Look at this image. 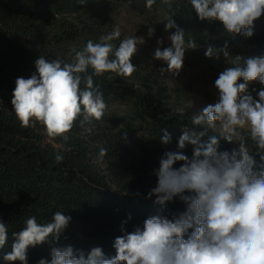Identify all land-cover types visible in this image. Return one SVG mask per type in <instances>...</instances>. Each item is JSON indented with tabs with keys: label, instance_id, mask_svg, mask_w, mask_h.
Returning a JSON list of instances; mask_svg holds the SVG:
<instances>
[{
	"label": "trees",
	"instance_id": "1",
	"mask_svg": "<svg viewBox=\"0 0 264 264\" xmlns=\"http://www.w3.org/2000/svg\"><path fill=\"white\" fill-rule=\"evenodd\" d=\"M172 11L176 24L185 31V40L197 45L185 51L178 76L161 74L159 70L167 65L153 57V48L171 46L168 36L175 31H164L170 10L163 0H156L151 9L145 7V0H89L83 6L78 0H0V218L9 228L0 248V264H10L3 257L15 242L12 233L21 231L28 217L47 223L56 211L72 217L69 227L58 242L30 246L28 264L50 260L51 247L68 245L85 251L102 246L114 255L112 243L122 234L121 221L130 214L132 219L125 227L132 231L160 208L153 204L155 197H144L157 184L154 170L160 158L165 151L177 150L183 127L193 115L184 103L183 85L188 83L182 84L180 76L204 65L213 66L217 79L231 66L222 54L219 60L206 58L209 45L221 48L227 42L230 58L264 55V16L255 22L253 37L233 39L219 22L200 21L190 0H173ZM116 25L121 29L120 39L137 36L145 43L132 58L137 70L131 77L105 73L94 78L108 107L92 133L82 134L79 120L67 134V142L48 137L39 124L22 127L11 104L16 79L34 74L41 55L71 62L73 48L82 49L89 39L99 42ZM149 27L155 28L152 37ZM161 38L163 44L158 45ZM113 43L118 46L119 40ZM262 88L252 82L248 90L258 99ZM177 109H183V115ZM165 129L173 138L168 145L159 139ZM125 132L127 140L123 139ZM209 134L219 135L212 130ZM247 144L254 154L250 139ZM100 147L107 149L103 160L98 159ZM234 147L235 143L220 141L221 151ZM183 151L191 156V145ZM57 153L63 156L60 163L55 161ZM185 210V203L177 197L166 205L164 214L171 218Z\"/></svg>",
	"mask_w": 264,
	"mask_h": 264
},
{
	"label": "clouds",
	"instance_id": "2",
	"mask_svg": "<svg viewBox=\"0 0 264 264\" xmlns=\"http://www.w3.org/2000/svg\"><path fill=\"white\" fill-rule=\"evenodd\" d=\"M88 2L78 0L82 6ZM155 3L145 0V7L151 9ZM163 3L170 10L164 31H175L168 36L171 46L157 47L153 57L167 65L159 70L161 74L178 76L185 51L197 45L194 40H185V31L173 19V0ZM190 5L200 21L219 22L233 39L253 37L255 22L264 16V0H190ZM154 35L155 28L149 27L148 36ZM120 37L121 29L116 25L101 35L99 42L89 39L82 49L73 48L71 62L41 55L35 61L36 72L15 81L11 104L21 126L39 124L48 137L67 142V134L79 120L82 134H91L108 107L94 78L105 73L128 78L137 70L132 58L145 39ZM117 40L118 46L113 43ZM157 44H163V39ZM221 54L231 66L214 82L218 101L189 117L177 150L165 151L154 170L157 184L144 198L155 197L153 204L160 206L156 214L132 231L125 227L132 219L130 214L121 221L122 234L112 243L114 255L102 246L87 251L71 245L51 247V259L41 258L38 264H264V88L257 92L258 99L248 90L252 82L264 85V55L230 58L227 42L221 48L209 45L204 53L206 58L217 60ZM176 111L183 115V109ZM210 130L219 135H210ZM123 139L127 140L126 132ZM159 139L168 145L173 138L165 129ZM249 139L255 146L254 154L248 147ZM221 140L237 147L221 151ZM189 145L191 156L183 151ZM106 154L107 149L100 147L98 159L103 160ZM62 160L57 153L56 163ZM177 197L186 210L169 218L164 214L166 205ZM71 220L62 211H56L47 223L28 217L23 229L12 233L15 242L3 259L10 264H28L29 247L58 242ZM8 232V224L0 218V248Z\"/></svg>",
	"mask_w": 264,
	"mask_h": 264
},
{
	"label": "rangeland",
	"instance_id": "3",
	"mask_svg": "<svg viewBox=\"0 0 264 264\" xmlns=\"http://www.w3.org/2000/svg\"><path fill=\"white\" fill-rule=\"evenodd\" d=\"M150 48L152 49V47ZM155 49L153 48V50ZM211 67L204 65L196 66L188 74L180 76L182 84L188 83L187 85H183L186 92L184 103L186 104V110L192 114L198 113L206 105L214 104L219 99V93L214 83L216 78L212 73L213 68Z\"/></svg>",
	"mask_w": 264,
	"mask_h": 264
}]
</instances>
